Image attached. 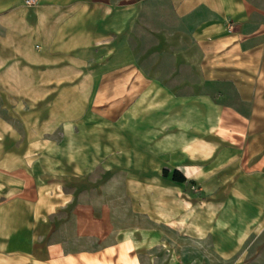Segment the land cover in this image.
<instances>
[{"label": "crops", "instance_id": "1", "mask_svg": "<svg viewBox=\"0 0 264 264\" xmlns=\"http://www.w3.org/2000/svg\"><path fill=\"white\" fill-rule=\"evenodd\" d=\"M160 182L195 264H264V0H0V264H159Z\"/></svg>", "mask_w": 264, "mask_h": 264}, {"label": "rangeland", "instance_id": "2", "mask_svg": "<svg viewBox=\"0 0 264 264\" xmlns=\"http://www.w3.org/2000/svg\"><path fill=\"white\" fill-rule=\"evenodd\" d=\"M20 102L21 101H16L15 103L16 115L20 114L22 111L23 106ZM24 109H28L27 104H25ZM31 115H33L32 111ZM34 132L36 133L34 127H32V134ZM50 136L51 137L48 138L53 137L55 139L59 137V133L55 132ZM32 144H35L37 146V142ZM16 145L20 146L21 142H17ZM170 175L171 173H169V179ZM121 179V175H116L112 177V183ZM150 191L155 194L157 193L158 196V201L153 200L152 205L150 201L145 198L147 190L138 191L139 193L143 194L142 199L140 201L131 200L130 196L128 195L126 203L120 204L121 207H124L126 211L127 224L136 223L143 226H148V228L153 227V229H157L159 238L158 242H155L156 244H154L155 246L153 247V258L154 261L158 262L159 264H182L185 261L190 262V264H195L196 262H198L197 255L192 253L190 254L189 248L196 242L191 239L190 244H185V240L183 239L181 232L183 231L182 217L184 211L188 212L187 209H189L190 207V204L187 203V201H190L189 196L197 198L202 197V195H206L201 189L200 184L194 182H187L186 189L183 190L182 188L170 186L167 183L160 182L155 190H148V192ZM212 192L213 191H211V193ZM135 209L141 211L142 219L138 218V215L133 214V211ZM150 214H152V220L150 223H148L146 220L148 218V215ZM131 220H134V222H132ZM148 245H151L149 240ZM142 253L143 259L145 260V257L149 256L145 252V248ZM206 257L211 258L212 255L207 254Z\"/></svg>", "mask_w": 264, "mask_h": 264}, {"label": "trees", "instance_id": "3", "mask_svg": "<svg viewBox=\"0 0 264 264\" xmlns=\"http://www.w3.org/2000/svg\"><path fill=\"white\" fill-rule=\"evenodd\" d=\"M162 173H163V176H167L168 175V170L167 169H163ZM170 179L172 181H174V182H184L186 180L184 175L177 169H174L171 172Z\"/></svg>", "mask_w": 264, "mask_h": 264}, {"label": "built area", "instance_id": "4", "mask_svg": "<svg viewBox=\"0 0 264 264\" xmlns=\"http://www.w3.org/2000/svg\"><path fill=\"white\" fill-rule=\"evenodd\" d=\"M38 2V0H24V4L27 6H33ZM182 264H187V263H182Z\"/></svg>", "mask_w": 264, "mask_h": 264}]
</instances>
